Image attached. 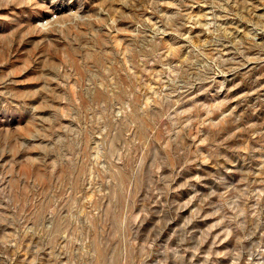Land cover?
I'll return each mask as SVG.
<instances>
[{"label":"rangeland","instance_id":"obj_1","mask_svg":"<svg viewBox=\"0 0 264 264\" xmlns=\"http://www.w3.org/2000/svg\"><path fill=\"white\" fill-rule=\"evenodd\" d=\"M0 264H264V0H0Z\"/></svg>","mask_w":264,"mask_h":264}]
</instances>
